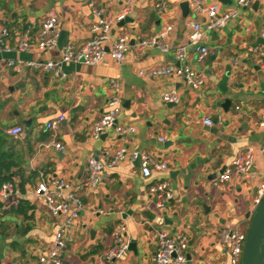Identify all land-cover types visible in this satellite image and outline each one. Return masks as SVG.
Returning a JSON list of instances; mask_svg holds the SVG:
<instances>
[{
	"label": "crops",
	"instance_id": "crops-1",
	"mask_svg": "<svg viewBox=\"0 0 264 264\" xmlns=\"http://www.w3.org/2000/svg\"><path fill=\"white\" fill-rule=\"evenodd\" d=\"M159 1L133 0L128 17L113 26L111 39L130 35L123 61L108 56L98 64L66 62L67 76L56 78L32 66L18 70L9 61L59 60L67 45L82 46L94 36L92 26L99 19L89 1L0 0V13L12 31L10 43L15 44L17 34L29 27L33 34L28 50L0 51V176L9 175L17 191L8 200L0 199L4 208L22 198L33 206L28 211L30 219L2 217L5 221L23 218L15 221L14 232L23 225L26 233L11 234L23 241L36 264H42L40 256L51 250L56 230L65 220L64 215H53L35 195L42 175L49 183L65 179L67 190L83 202L79 217L65 233L63 264H105L101 256L116 243L120 225L126 226L124 240L136 241L137 248H130L116 264H156L159 229L180 230L189 237L185 264H233L231 247L221 243L219 233L225 228L248 230V214L255 211L257 191L264 182V59L250 50L264 45L260 43L264 0H252L225 26L208 32L209 54L202 60L194 46L188 47L182 65L189 64L195 76L203 79L196 88L180 76L140 73L181 64L176 49L188 44L192 23L199 21L206 28V15L195 16L187 0H167L164 11ZM206 1L218 2L220 13L237 7V0ZM125 2L95 1L105 16L118 13ZM49 10L59 16V38L53 48L40 50L36 34ZM166 25L172 26L165 38L169 52L155 45L139 46ZM111 79L120 84L119 123L135 126L128 141L115 128L98 139L93 136L95 123L108 108ZM171 90L178 91V103L163 101V94ZM226 100H230L227 107ZM59 115L65 118L56 129H47V123ZM220 116L222 123L205 124L206 117L217 120ZM15 125L23 127L21 134L9 132ZM214 128L218 133L210 131ZM57 142L64 148H56ZM123 144L166 161L168 171L145 177L139 161L127 154L116 165L106 166L104 181L90 187V160L108 163ZM248 147L254 148V177L234 175L216 184L219 173ZM161 180L169 181L173 194L164 208L157 207L156 195L150 192V186Z\"/></svg>",
	"mask_w": 264,
	"mask_h": 264
},
{
	"label": "built area",
	"instance_id": "built-area-1",
	"mask_svg": "<svg viewBox=\"0 0 264 264\" xmlns=\"http://www.w3.org/2000/svg\"><path fill=\"white\" fill-rule=\"evenodd\" d=\"M90 7L93 9L96 16L99 17L98 21L93 24L92 30L95 33L92 38L87 40L82 46L76 47L69 44L65 47L62 57L59 60H29L26 62L11 60L10 65L20 66L27 65L42 69L46 72L52 73L56 78H64L67 73L63 70V64L66 62H82L87 64H98L111 56L115 61L121 62L124 60L126 52L130 45V35L123 33L115 39H111V31L117 22L124 21L131 10L133 0H126L124 7L116 14L109 13L104 15L103 11L96 7V0H88ZM192 6L194 15L205 14L207 18L206 28L199 21L192 23V31L189 36V42L186 45L176 49V58L181 63L168 64L153 67L151 69L140 70L141 74L148 77H161V76H180L183 77L191 87H198L203 83V79L196 77L192 67L189 64H183L188 56V47L194 46L197 52L198 60H202L209 54V47L206 44V36L208 32L217 30L223 27L227 22L237 15L240 7L248 6L252 0H237V7L232 8L225 13H220V4L218 2L208 3L206 0H187ZM167 0H160L158 7L164 11ZM59 16L54 10H49L41 22L40 29L36 34V41L40 50H47L53 48L59 38ZM171 25H166L160 33L152 36L150 39L144 40L139 43L140 47L144 45H155L164 52L171 50L170 44L165 40ZM31 28L29 27L24 32L17 34L15 44L10 43L12 31L9 25L5 22L3 15L0 13V51L11 50H28L31 43ZM261 37L264 39V28L261 31ZM252 52L261 54L264 59V45H257L250 49ZM112 91L108 97V108L103 113L101 118L95 123L93 127V136L100 138L107 129L115 128L119 135L125 137L128 141L129 134L135 131L133 124H120L119 116L122 111V99L119 96L120 84L111 79ZM163 101L169 103H178L180 95L177 90L167 91L163 94ZM64 115H59L57 118L49 121L46 125L47 129H56V127L64 119ZM205 124L213 126L223 122L220 116L217 120L211 117L204 119ZM12 135H19L23 132V127L15 125L9 128ZM162 141L165 139L160 138ZM56 148L63 149L64 145L61 142L55 143ZM264 153V145L261 147ZM129 154L132 159H137L140 163L142 175L149 177L154 171L163 172L168 171L169 165L166 161L153 158L148 153L138 149L130 150L125 144L117 147L114 151L112 158L105 163L99 159H91L89 163V179L88 185L90 187L98 186L105 179L104 169L106 166H114L121 160L125 159ZM254 148L248 147L247 149L239 152L233 159L232 164L227 166L216 178L215 183H223L231 180L234 175H243L247 179L254 177ZM68 184L63 178H56L50 183L42 175L34 189L37 197L42 198L49 210L53 215H64L65 220L59 224L55 237L54 244L51 250L41 255L39 258L42 264H63L62 254L66 247L65 233L75 220L79 217L83 208L81 198L73 191H68ZM150 192L156 195V205L159 208H164L170 201L173 194L170 190V183L168 180H161L160 182L150 186ZM17 193L15 184L11 180L0 181V198L8 200ZM264 196V182L257 191V205ZM73 203L76 207H73ZM126 231L125 225L118 226L115 232L116 243L106 249L101 260L105 264H116L125 253L130 249V240H124L123 233ZM247 231L240 229H222L219 233L221 243L229 244L231 247V261L233 264H241L242 253L246 241ZM157 254L156 264H185L188 261L187 249L189 246V237L180 230L168 231L159 229L157 231Z\"/></svg>",
	"mask_w": 264,
	"mask_h": 264
},
{
	"label": "water",
	"instance_id": "water-1",
	"mask_svg": "<svg viewBox=\"0 0 264 264\" xmlns=\"http://www.w3.org/2000/svg\"><path fill=\"white\" fill-rule=\"evenodd\" d=\"M188 6V2L183 4V7H186V13ZM260 43L264 44L263 38H260ZM225 82L226 78L224 80ZM229 103L230 100H226L224 106L227 107ZM210 131L218 133V130L215 128ZM248 217H251V221L247 230L241 264H264V196L255 211L253 213L250 212ZM130 248H137V242H131Z\"/></svg>",
	"mask_w": 264,
	"mask_h": 264
},
{
	"label": "rangeland",
	"instance_id": "rangeland-1",
	"mask_svg": "<svg viewBox=\"0 0 264 264\" xmlns=\"http://www.w3.org/2000/svg\"><path fill=\"white\" fill-rule=\"evenodd\" d=\"M5 218L0 217V223L4 224L0 226V231L14 232L15 221H22V217H18L17 220H4ZM7 226L8 228H5ZM18 236H10L7 239L0 238V264H36V260L31 256L29 250L23 245V241L20 242Z\"/></svg>",
	"mask_w": 264,
	"mask_h": 264
},
{
	"label": "trees",
	"instance_id": "trees-1",
	"mask_svg": "<svg viewBox=\"0 0 264 264\" xmlns=\"http://www.w3.org/2000/svg\"><path fill=\"white\" fill-rule=\"evenodd\" d=\"M9 168V167H7ZM5 180H12V178L9 175L6 176H0V181H5ZM5 203L0 199V212H1V217H8V216H24L25 219H30V215L28 214V211L30 208H33V206L30 204L29 200L27 199H19L18 202H11L7 204L6 208H4ZM4 224L0 223V226H3ZM5 228H8L7 226H4ZM15 234L17 235H23L26 233V231H23V225H19L15 227ZM10 231H0V238L6 239L11 236Z\"/></svg>",
	"mask_w": 264,
	"mask_h": 264
}]
</instances>
